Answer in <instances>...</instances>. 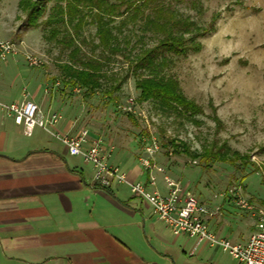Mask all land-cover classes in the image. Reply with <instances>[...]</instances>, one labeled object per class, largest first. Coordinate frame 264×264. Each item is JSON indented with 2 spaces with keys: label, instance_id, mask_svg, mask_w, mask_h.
Segmentation results:
<instances>
[{
  "label": "rangeland",
  "instance_id": "rangeland-1",
  "mask_svg": "<svg viewBox=\"0 0 264 264\" xmlns=\"http://www.w3.org/2000/svg\"><path fill=\"white\" fill-rule=\"evenodd\" d=\"M20 1L0 0V42L12 48L0 60V90L6 81L12 89L6 102L38 103L59 123H72L77 132L88 129L110 145L111 166L153 175L163 195L168 192L163 180L169 178L215 213L213 220L237 219L253 227V213L240 201L264 208V0H131L137 13L111 0L118 14L105 18L109 48L98 36L95 0H46L37 28L26 25ZM70 2L79 10L75 18L67 13ZM170 11L198 27L214 21L213 30L197 40L199 52L163 53L154 70L134 72L140 56L165 38L149 21L163 23ZM27 57L39 65L31 66ZM88 65L99 71L100 88L91 94L67 86L64 67ZM161 78L177 81L202 113L190 117L155 100L141 102L136 82ZM1 118L8 120L4 112ZM174 147L181 153L174 154ZM234 153L243 157L239 168L213 159L201 162L206 154L228 159ZM208 251L209 257L197 254L191 263L238 264L221 249Z\"/></svg>",
  "mask_w": 264,
  "mask_h": 264
},
{
  "label": "crops",
  "instance_id": "crops-1",
  "mask_svg": "<svg viewBox=\"0 0 264 264\" xmlns=\"http://www.w3.org/2000/svg\"><path fill=\"white\" fill-rule=\"evenodd\" d=\"M8 84L0 90L4 104L17 101L4 100ZM71 124L55 130L81 131ZM38 130L26 137L11 117L0 119V264H193L190 257H209L207 245L175 235L128 186L100 189L91 166ZM125 172L130 182L147 181L139 169ZM254 225L210 222L217 236L234 242L246 241Z\"/></svg>",
  "mask_w": 264,
  "mask_h": 264
},
{
  "label": "built area",
  "instance_id": "built-area-1",
  "mask_svg": "<svg viewBox=\"0 0 264 264\" xmlns=\"http://www.w3.org/2000/svg\"><path fill=\"white\" fill-rule=\"evenodd\" d=\"M11 51L10 45L0 42V60H4L5 55ZM27 61L31 66L39 65L34 58L27 57ZM0 110L11 117L15 125L22 127L26 137H32L36 129H41L60 142L71 157H78L91 166L98 187L110 188L114 184L128 186L131 194L146 202L157 219L175 235H184L196 240L199 245L221 249L238 264H264V208L253 207L247 201L241 200V208L253 213L254 230L244 242L221 238L210 227V222L216 214L200 203L191 192L183 191L166 178L164 182L168 192L162 195L154 191L157 181L153 175L148 176L146 182H130L124 171L110 165L113 148L90 130L83 129L76 135L59 133L55 130L60 120L58 116L47 115L33 101L25 100L11 104L0 102ZM128 112L133 113L132 109ZM150 162L148 160L144 163L146 170L149 169Z\"/></svg>",
  "mask_w": 264,
  "mask_h": 264
},
{
  "label": "trees",
  "instance_id": "trees-1",
  "mask_svg": "<svg viewBox=\"0 0 264 264\" xmlns=\"http://www.w3.org/2000/svg\"><path fill=\"white\" fill-rule=\"evenodd\" d=\"M120 4H126L128 9L135 10L137 13L139 7L135 5L131 0H120ZM142 1V0H139ZM152 0H143L144 4L151 2ZM94 2V1H93ZM46 0H21L19 2V9L25 14V22L28 27L37 28L40 26L39 21L45 14ZM95 6L97 13L95 14V21L98 25V36L105 48L110 47V40L112 38L110 31L106 28L108 22L105 18H112L116 16L117 8L111 3V0H95ZM134 4V5H133ZM68 15L70 18H75L79 10L77 6L70 2L67 5ZM160 14V19L165 20V17ZM69 18V21L72 19ZM151 28L157 32L165 35V38L159 42V45L151 50H147L137 60L134 72L139 69L154 70L156 67V59L160 54L167 53L175 57H182L189 52H199L200 45L197 40L208 35L212 30V24L208 27H198L195 23L182 20L174 13L170 11V15L163 23L158 21H149ZM57 32H54V35ZM189 37H186L188 36ZM68 72L67 86L72 89L80 88L93 94L100 88L99 71L93 65H88L86 70H74L71 67H64ZM136 88L140 92L139 100L146 102L149 100H155L160 102L165 107L173 109L175 111L183 112L185 115L195 117L202 113V110L193 102L188 100L180 90V86L175 80L161 79H145L136 82ZM174 154H180L179 149L174 147ZM239 154L234 153L232 158L221 159L213 154H206L201 157L203 164H209L213 159L217 162L226 163L232 167L238 166L237 160H241ZM249 161L244 164L247 165ZM100 188V187H99ZM108 191L109 188H100Z\"/></svg>",
  "mask_w": 264,
  "mask_h": 264
}]
</instances>
